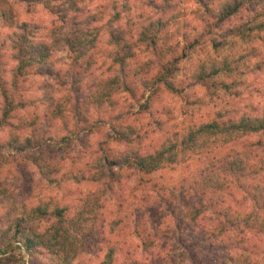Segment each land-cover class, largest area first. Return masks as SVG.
Wrapping results in <instances>:
<instances>
[{"label": "clouds", "instance_id": "9594fccd", "mask_svg": "<svg viewBox=\"0 0 264 264\" xmlns=\"http://www.w3.org/2000/svg\"><path fill=\"white\" fill-rule=\"evenodd\" d=\"M0 264H264V0H0Z\"/></svg>", "mask_w": 264, "mask_h": 264}]
</instances>
